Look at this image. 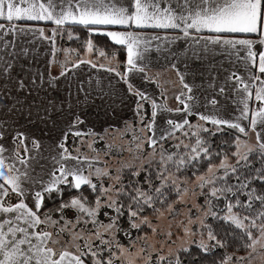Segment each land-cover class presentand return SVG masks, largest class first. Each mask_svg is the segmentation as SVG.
Instances as JSON below:
<instances>
[{
  "label": "snow or ice",
  "instance_id": "6c2138e0",
  "mask_svg": "<svg viewBox=\"0 0 264 264\" xmlns=\"http://www.w3.org/2000/svg\"><path fill=\"white\" fill-rule=\"evenodd\" d=\"M0 21V264H264V0H0ZM33 22H50V35ZM77 27L88 53L93 35L109 39L106 63L71 59L74 49L56 59L57 36L79 40ZM37 37L51 45L43 71L25 68ZM180 40L168 48L181 84L171 108L133 80H155L152 41L160 52ZM216 56L230 65L222 76ZM189 57L213 60L203 105L177 68ZM83 64L116 82L72 77ZM112 123L130 140L97 149ZM113 150L109 163L101 151ZM165 211L183 215L182 235L145 214Z\"/></svg>",
  "mask_w": 264,
  "mask_h": 264
},
{
  "label": "crops",
  "instance_id": "0c3cea01",
  "mask_svg": "<svg viewBox=\"0 0 264 264\" xmlns=\"http://www.w3.org/2000/svg\"><path fill=\"white\" fill-rule=\"evenodd\" d=\"M163 2L166 3L167 0H163ZM33 25L36 27H42L45 30V35H50L49 29L53 27V25L50 22H39V23L33 22ZM145 33L147 35L154 34L152 29H146ZM158 34L164 35L163 32H159ZM169 34L172 35L176 33H169ZM24 39H26L29 42V44L32 43L31 35L25 37ZM156 43L157 42L155 41L151 42V49L147 54L151 61V67L148 69V72L150 74L155 75V80L144 81L141 79L140 76H136L133 82L136 83L141 88L142 85H144L146 89L142 88V90H146L150 95L152 96L155 95L156 98L160 100L161 93L165 95V93L168 90H173V92H175L176 94L181 90V84L178 79L176 70L172 69L168 65V61L172 59V56L168 52V48H171L173 52H179L186 45H185V41L183 40L177 41L174 44L168 45L167 47L161 44L162 50L160 52H157ZM25 46H28V44H26ZM55 46L57 48L56 41H55ZM50 50H51V45L47 41H43L37 37V40L34 43L31 54L27 58L28 62L25 63V68L31 66V68L33 69L39 68L41 71H43L45 68L46 61H48L51 58ZM72 54L77 55V52H72ZM80 54L78 56H74L73 59L79 57L86 60H92L94 63L104 62L101 61V59H95L93 57L80 55ZM64 55H65L64 53L60 54L59 58L63 59ZM165 56L168 57V60L165 59ZM32 57H35V60H33ZM59 58L56 55V59L58 60ZM214 62L216 64V70L220 73L221 76L223 75V69H227L230 67L225 57L216 56L214 58ZM185 63L187 64V68H185L184 66ZM212 63L213 60L211 58L201 61H194L193 59H191V57H189L187 61L181 58L177 63V68H179L181 72L185 73L186 82L189 83L190 85L194 84L196 86H199V87H193V94L198 98L199 103L201 105H203L205 102L204 101L205 95L209 94L210 92V89H208V84L210 80V73L212 71ZM221 65L223 66V69L220 67ZM120 70L123 71L122 69ZM72 77H77L81 79L91 78L93 80H95L97 77H102L104 79L111 78L113 80V83L116 82V78L114 77V74L108 73L106 71V68H100L98 66L96 68H93L90 64H83L77 67L75 70H72ZM156 81H159V83H157ZM217 98L220 99L219 97ZM168 106L171 107L169 104ZM178 106L182 107V105H178ZM178 106H175L173 108H176ZM21 130L24 131L26 135L30 133L35 135L38 131L37 129L30 128L27 125H24L21 128Z\"/></svg>",
  "mask_w": 264,
  "mask_h": 264
},
{
  "label": "rangeland",
  "instance_id": "374dc122",
  "mask_svg": "<svg viewBox=\"0 0 264 264\" xmlns=\"http://www.w3.org/2000/svg\"><path fill=\"white\" fill-rule=\"evenodd\" d=\"M56 44H57V43H56ZM62 49H70V48H68L67 46H65L64 48L59 49V45L57 44V52H56V55H57L58 58H59V55L61 54V52L64 53V52L62 51ZM58 52H59L60 54H58ZM80 53H81V54H80ZM64 54H65V53H64ZM79 54H80V55H85V56H90V57H93V58H95V59H101V61H104L102 58H98V56H97V58L94 57V56H96V53H95V52L88 53V52H86V51H82V52L80 51V52H77V55H73L72 53H69L68 55H69V57H70L71 59H73L74 56H78ZM64 58H65V55H64ZM64 58H63V59L59 58L58 60H64ZM103 63H104V62H103ZM58 69H59V65H58V64H53V66H52V74L55 75V74L57 73ZM142 88H143V89H146L144 85H142ZM153 95H154V94H153ZM165 95L167 96V103H168L172 108L175 107V106H178V102H177V101L175 100V98H174V96H175V92H173V90H168V91L165 93ZM154 97L156 98L155 95H154ZM156 99H157V98H156ZM157 100L159 101V99H157ZM131 107H132V105L130 104V105H129V109H128V110H125V111L121 114L124 120H131V118H132V111L130 110ZM166 115H170V118L178 119L180 114H178V113H172V114H166ZM190 117H191V116H190ZM190 117H189V119H190ZM193 122H195V120H194ZM133 123H135V121H133ZM157 124L162 126V118H158V120H157ZM122 128H123V125H122V124L112 123V124H111V127H109L108 124H105V125H104V129L107 130L108 135L106 136L105 141H103V142H104V143H109V144H116V145L126 144L127 141L130 140L131 137H130V134L124 135V136L122 137V136L120 135V131H119V130L122 129ZM96 130H97V131H100L99 126L97 127ZM253 139H254V138H253ZM69 140H70V139H69ZM100 142H101V141H98V142L94 145L97 149H101V148L99 147V146H100ZM83 150H84V149L82 148V151H83ZM101 150H103V149H101ZM89 155H91V153H89ZM128 155H129V154H128L127 152H124V153H123L124 158H127ZM101 156L103 157V159L108 160L109 163H114L116 159H119V157L117 156L115 150H113V152H112V157H113V159H109V157H107V156H103V151H101ZM195 200H196L197 203H201L202 200H203V198H202V197H197V198H195ZM174 207L176 208V210H177L178 212L183 213V212L185 211V205L177 204V205H174ZM187 207H191V204L187 205ZM162 210H163V209H162ZM193 211H194V210H193ZM149 216H150V218L152 219V223H153V225L158 226V227H157V231H158V232L161 231V230H164V231L169 230V225H171V226H172V227H171V231H172L173 233H175L176 235H182L180 229H178V228L176 227L175 221L183 220V219H184L183 215L176 216V217H175V220H174L173 216H172L171 214H169L168 212L165 211V214H164L162 217H160L159 221H157V220H156L154 217H152L151 215H149ZM144 232H146V233L148 234V236L150 237V239H151L152 241H161V240L164 239V237H163L162 235H155V236H153L151 230L148 229L147 227H145ZM176 235L173 236V239L176 238ZM174 246H175V245H173V247H174ZM254 264H260V262H259V261H256V262H254Z\"/></svg>",
  "mask_w": 264,
  "mask_h": 264
},
{
  "label": "trees",
  "instance_id": "16d2710c",
  "mask_svg": "<svg viewBox=\"0 0 264 264\" xmlns=\"http://www.w3.org/2000/svg\"><path fill=\"white\" fill-rule=\"evenodd\" d=\"M73 33L74 34H78L80 39L79 40H76V39L69 40L66 32L63 34L62 37L61 36H57L56 43L59 45V49L64 48L65 46H67L70 49L76 50L75 52L85 51V48L83 46V42L87 38L86 32L84 30H82L81 28L77 27V28L73 29ZM92 40L94 41V43L97 45V48H98V51H94L96 53V56H94V57L97 58V56H98V58H102L104 60V63H106L105 59L102 56L99 55V51H104V52H106V53H108L110 55L111 49L113 47L112 43L109 41V39L107 37L102 36V35H93L92 36ZM58 54H60V53L58 52ZM61 54H62V52H61ZM118 59L120 61L124 60L123 52L120 53ZM195 119L196 118L194 116L190 117V120L192 122ZM69 139H70L69 142L71 143V137ZM104 146H105V143L103 141H101L99 147L101 149H104ZM166 147H167V145H166ZM213 163H219V161L218 160H213ZM204 167L206 168V165ZM201 171H203V168L201 169ZM87 194H88L87 190H85V195H87ZM172 199L174 200L175 196H173ZM145 214L152 216V214L150 212H146ZM69 215H71V213H69ZM239 254L243 255L242 252L239 253Z\"/></svg>",
  "mask_w": 264,
  "mask_h": 264
}]
</instances>
